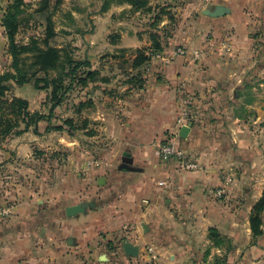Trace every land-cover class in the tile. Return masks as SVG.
I'll return each instance as SVG.
<instances>
[{
    "label": "crops",
    "instance_id": "crops-1",
    "mask_svg": "<svg viewBox=\"0 0 264 264\" xmlns=\"http://www.w3.org/2000/svg\"><path fill=\"white\" fill-rule=\"evenodd\" d=\"M1 1L0 45L4 48V6ZM215 1L225 5H230V2H245L237 5L238 11L247 13L248 9L249 14L264 17V0ZM191 5L194 4L189 5L188 14L194 11L197 14L198 10ZM234 10L235 7L231 8L232 12ZM227 15L214 18L203 13L201 17L206 19L203 21L219 19L224 23L229 22ZM194 17L197 15L192 18ZM185 32L189 35L190 30L186 29ZM119 35V41L108 44L118 48L135 46L128 32L121 29ZM178 43H183L180 30L165 47L163 57L152 61L159 66L157 71L163 75L162 78L160 74L149 73L140 98L132 103L126 98L123 102L126 107L122 110L127 119H118L115 110L103 109L100 105L97 110L94 108L93 119L102 120L98 130L101 129L103 135L115 142L117 147L125 146L120 162L116 164V172L110 169L111 174L106 172L107 175L104 176V166L93 163L99 161H91V165L85 166L81 171L86 175L82 183L73 187L64 182L65 187H62L57 197L38 196L40 192L53 191L49 181H44L40 188L20 183L17 188L20 193L19 203L11 206L10 216L0 219V264H40L39 261L44 264H98L97 261L107 257V252H101L102 241L114 240L113 234L117 239L126 235L128 241L139 246L140 255L143 253L136 239H153L156 247L164 252L167 250L170 256L179 260L178 264H224L220 263L223 257L227 258L229 264H264V219L262 233L256 236L250 222L253 206L264 190V161L258 157L261 154V139L256 135L250 137L254 140L249 152L255 155L251 165L250 153L246 157L244 155L245 148L233 152L237 155L234 159L223 157L222 144L225 136L219 130L220 122H223L219 114L236 113L228 98L237 96L239 88L234 87L238 84L221 90L213 87V93L211 90L203 91V88L218 81L232 83L243 79L240 77L242 73L231 69L229 58L233 56L236 61L242 56L245 52L242 49L248 48V42H234L230 46L233 52L227 51L229 58L223 62L226 67L216 72L206 69L209 66L208 57L203 61L205 65H201L200 55L194 57V51L209 50V46L205 48V45H189L186 42L191 54L174 55V50L182 45ZM150 65L149 71L152 70V64ZM236 65L233 64L235 70ZM196 89H199L197 92L201 91L200 97L212 95L216 103H221L215 110L216 121L211 120L207 110L182 120V101L186 97V90L194 93ZM203 106H207L205 101ZM250 108L256 112L253 118L254 127L261 128L264 106L255 104ZM230 118L237 127L241 124L239 116L231 115ZM189 124L191 130L188 137H181L179 134L182 126ZM211 124L218 131L214 129L212 132ZM42 125L45 123L42 122L41 127ZM39 132L35 133L31 129L9 138L5 144L15 152L14 161L20 167L35 161L36 149L43 146L44 135L39 134H44V130L40 128ZM245 136L240 140L234 139L239 141L240 146H245ZM168 137L195 157L203 167L198 170H184L175 159L164 160L158 148ZM225 140L227 143L231 141L226 138ZM125 151L132 154V170L120 169ZM0 155V162L8 158L5 154ZM112 159L114 160L111 157L110 160ZM91 168L93 169L89 171ZM161 180L166 184L159 185ZM96 182L100 185L99 189ZM211 187H220L216 190L221 189L224 198L216 200L209 196L208 190ZM99 201L103 202L104 207H99ZM83 202L89 203L85 212L67 216L68 206ZM183 225H188L186 232L181 228ZM101 227L109 231L106 238L100 235ZM189 227L195 229V232L189 230ZM202 227L205 230L200 233ZM211 227L219 230L225 244L215 245L209 238L208 229ZM171 233L179 235L172 237ZM25 237H28V244L24 243ZM122 252L126 257H134L128 256L124 248Z\"/></svg>",
    "mask_w": 264,
    "mask_h": 264
},
{
    "label": "rangeland",
    "instance_id": "rangeland-1",
    "mask_svg": "<svg viewBox=\"0 0 264 264\" xmlns=\"http://www.w3.org/2000/svg\"><path fill=\"white\" fill-rule=\"evenodd\" d=\"M12 1H1V4L5 7H3L4 14ZM25 2L23 11L19 16L20 28L16 35L18 41L27 43L32 37H35L38 38L42 47H46L44 39L48 34V28L52 27L54 35L49 39L48 45L62 49L63 60L66 59L67 54L77 60H88L91 69H99L101 71L100 76H107L110 80L107 82L101 80L90 82L86 86L78 83L74 86L75 88L66 95L62 105L55 109L54 115L49 120L44 121L45 125L40 126L44 130V134H39L44 135L42 136L43 146H38L36 149L35 161H31L29 164L25 163L23 167H20L17 161H14L16 158L15 152L12 151L11 147H6L5 144L9 138H13L15 135H10L0 142V154H3V156L5 154L8 157L0 162V165H2L0 166L1 207L13 206L19 203L20 193L17 192V188L20 187L21 182L23 185H34L40 188L43 183L49 181L50 185L52 184V192L56 194L53 195L49 191L47 193L40 192L38 196L40 198H46L50 195L51 197H57L62 187H65L64 182L70 183L73 187L82 183L86 175L81 173V171L85 169V166L91 165V161H99L93 163L104 166L102 167L104 176L107 175L106 172L111 174L110 169L116 172V164L120 162L125 146L117 147L115 142L103 135L101 129L98 130L102 120L95 121L93 119L94 108L97 110L100 105L103 109L115 110L118 119H127L122 110L126 107L123 102L126 98L129 99L130 103L137 101L145 87L144 81L127 82L131 78V73L134 72L132 63L137 50L143 48L150 51L148 48L154 45L151 34L155 32L161 34L160 42L167 44L171 42V39L180 30L183 43H178L182 45L177 48L186 49L188 54L191 53L188 52L186 42L189 45L194 43L205 45V48L209 46V50H200L201 54L199 50L194 51V53L199 52L202 58L201 65H205L203 61L205 57H208L209 66L206 69L214 70V72L226 67L223 62L229 58L226 55L227 51L233 52L230 46H233L234 42H248V45H246L248 48L242 49L245 51L242 56H239L236 61L233 60V56L229 58L232 63L231 69L242 73L240 77L243 79L240 82L232 83L218 81L214 85L211 84L203 88V91L211 90L212 92L214 91L213 87L221 90L238 84L234 87L235 89L239 88L237 96L233 99L228 98L236 113L226 114L221 112L219 114L223 119V122H220L219 130H222L221 132L226 139L231 140L227 143L225 138L223 139L222 153H226V155L223 154V157L227 158L229 156V159H234L237 155H234L233 152H237L239 148H245L246 153L244 155L246 157L247 153L252 150L251 145L254 139H250V137L256 135L262 142L260 146L261 154L258 157H261L262 161H264V121L261 124V128L254 127L253 118L256 112L250 108V106L255 104L264 106V17L249 14L250 11L248 12V9L247 13L238 11L239 7L237 5L245 4V2H230L231 6H227L230 8L235 7V10L231 11L230 15L226 17L229 22L224 23L221 20L219 21V19L203 21L206 19L201 17L204 10L212 8L217 3L221 4L215 0H204L202 2L150 0L148 6L139 10L133 9L128 3L112 4L107 10H102L103 0H25ZM190 4H194L191 6L198 10L197 14L194 13L195 11L193 12L194 14H188ZM192 15H197V17L192 18ZM121 29L129 33L135 46L118 48L108 44L109 42L114 44L119 41ZM186 29L190 30L189 35L185 32ZM188 36L190 37L187 38ZM4 39L5 47L2 48L0 45V75L7 71H14L5 27ZM99 44L101 45L98 48ZM164 51L155 54L150 60L147 72L143 75V80H146L145 83H147L149 73L160 74V78H162L163 75H161L160 71H157L159 66L154 65L152 61L163 57ZM187 53L185 55H188ZM31 61L32 54H29L26 62L29 64ZM64 61L67 62V60ZM150 63L152 64L151 71H149ZM234 63L237 64L236 70L233 68ZM67 70H52L48 76L52 80L65 74ZM219 73L221 74V72ZM44 76V72H38L29 82L24 84H18L14 80H10L7 83L8 90L5 92V98L9 101L16 97L25 98L29 102L31 111H40L48 114L52 103L48 96L53 90V85L51 84L48 88H37L35 86V79ZM65 78L64 84L67 85L69 78L67 76ZM197 90L199 89H196L195 92ZM195 92L191 93L186 90V97L182 101V109H186V111L190 112V115L207 110L211 120L216 121L215 110L220 107L221 103H216L215 98L211 97L212 95L207 94L204 98L200 97L201 91L196 94ZM84 99L92 100L93 104L79 111V104ZM204 101L207 105L205 107L203 106ZM231 115L240 117L241 124L238 127L236 123L232 122ZM69 118H73L74 128L65 124V120ZM50 124L52 126H63V128H52L47 131L46 128ZM210 129L213 132L216 129L215 125L211 124ZM216 131L218 130L216 129ZM236 132L237 134H235ZM244 136L246 140L245 146H240L238 144L239 141L236 139L240 140ZM68 142H71V144H68ZM227 147L229 148L228 150L225 149ZM241 151L239 150V152ZM249 153L251 160H247L251 165L255 155L252 152ZM111 157L114 160H110ZM222 170L224 171L226 168ZM95 185L98 189L100 188L97 182ZM216 188L220 187H211V190H208L209 196L216 200L223 199L224 193L222 196H218ZM99 202V207H104L103 202ZM186 227L188 225H183L181 228L185 231ZM190 229L195 232V229L189 227ZM204 230L205 227H202L199 232L202 233ZM99 232L101 233L100 235H104V238L109 233L107 229L102 227L99 228ZM141 232L142 230L140 234ZM209 233L210 228L208 229V235ZM177 234L171 233L170 235L174 237ZM113 237L114 240L102 241L101 252H107L105 255L107 257L97 261L98 264H178L179 262V260H175L174 257L170 256L167 250L165 252L159 250L155 245L156 241L150 238L136 239L141 246V253L143 254L126 257L122 252V243L125 239L128 240V237L125 235L117 239L114 234ZM25 239L24 243L28 244V237H25ZM150 246L154 248L152 253L149 251ZM203 247L206 248L205 245ZM117 251L120 252L118 253ZM153 255L156 257H153ZM38 263L44 264L41 261ZM26 264L35 263L28 262Z\"/></svg>",
    "mask_w": 264,
    "mask_h": 264
},
{
    "label": "trees",
    "instance_id": "trees-1",
    "mask_svg": "<svg viewBox=\"0 0 264 264\" xmlns=\"http://www.w3.org/2000/svg\"><path fill=\"white\" fill-rule=\"evenodd\" d=\"M102 10H107L112 4H130L133 9L139 10L148 6L150 0H103ZM25 0H13L7 7L3 17V26L5 27L6 35L8 37L9 53L12 56V68L14 71H7L0 75V142L5 140L10 135H21L29 130L35 133H40L39 129L41 123L47 121L54 115L55 109L62 105L66 95L71 92L78 83L84 86L90 82L109 81V77H102L99 69H91L88 60H77L70 54L66 55L67 62L63 60L61 54L62 49L48 45L49 39L54 35L52 27L48 28L44 42L46 47H42L38 38L32 37L29 42L22 43L16 39V35L20 28V19ZM227 15V14H226ZM225 16V15H223ZM222 17V16H220ZM154 45L147 49L137 50V54L133 60L132 67L134 72L131 73V78L127 82H143V75L147 72V67L152 57L165 50L168 43L160 42L162 37L159 32L151 34ZM32 54V61L27 64L26 58ZM67 64V65H66ZM34 69V71H33ZM65 74L58 78L50 79L49 73L52 70H65ZM38 72H44V77H37L35 79V86L37 88H48L53 85V90L48 96L51 100L50 112L48 114L40 111H31L29 102L22 97H16L9 101L5 98V92L8 90V82L14 80L18 84L29 82ZM69 78L67 85L64 84L65 77ZM143 85V87H144ZM93 104L92 100H82L79 104L78 110L81 111ZM65 124L75 127L73 118L65 120ZM62 129L63 126H47L46 130ZM171 139L168 137L164 140L167 142ZM264 219V190L262 196L255 202L250 216L251 228L253 234L260 235L262 233V224ZM209 238L215 245H222L225 243L224 237L215 227L210 228ZM220 263L229 264L227 258L223 257Z\"/></svg>",
    "mask_w": 264,
    "mask_h": 264
},
{
    "label": "built area",
    "instance_id": "built-area-1",
    "mask_svg": "<svg viewBox=\"0 0 264 264\" xmlns=\"http://www.w3.org/2000/svg\"><path fill=\"white\" fill-rule=\"evenodd\" d=\"M187 50L184 48H176L174 54L175 55H185ZM199 52L194 53V57H198ZM190 112L186 111V109L182 110V120L188 118ZM159 154L162 156L164 160H172L175 159L178 162V165L184 170H198L203 166L200 162L187 152H185L181 147L176 144L172 139L167 142H163L159 145ZM166 182L161 180L159 185H165ZM216 194L218 196L223 195V191L221 189L216 190ZM12 213L11 206H0V219L6 218L10 216ZM149 251L154 252V248L152 246L149 247ZM153 257H156L153 255Z\"/></svg>",
    "mask_w": 264,
    "mask_h": 264
},
{
    "label": "water",
    "instance_id": "water-1",
    "mask_svg": "<svg viewBox=\"0 0 264 264\" xmlns=\"http://www.w3.org/2000/svg\"><path fill=\"white\" fill-rule=\"evenodd\" d=\"M231 12V8L225 4H216L212 8H209L207 10H204L203 13L205 15H208L210 17H220L223 15H226ZM191 130V125H183L180 130V136L183 138H187L189 135V132ZM123 164L121 165L120 169L125 170H132L130 164L133 163L132 154L129 151H125L123 154ZM89 206V203H79L75 205L68 206L66 208V214L67 216H74L77 214H80L82 212H85ZM123 248L125 253L128 256H138L139 255V246L133 244L132 242L126 240L123 242Z\"/></svg>",
    "mask_w": 264,
    "mask_h": 264
}]
</instances>
